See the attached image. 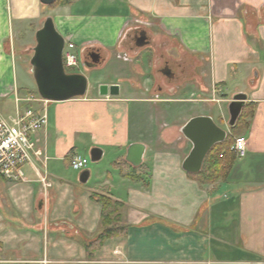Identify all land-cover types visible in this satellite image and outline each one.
<instances>
[{"label":"crops","instance_id":"crops-1","mask_svg":"<svg viewBox=\"0 0 264 264\" xmlns=\"http://www.w3.org/2000/svg\"><path fill=\"white\" fill-rule=\"evenodd\" d=\"M72 3L47 16L81 52H98L97 64L112 54L130 61L128 84L47 100L48 123L34 136L45 159L23 168L25 180L0 177V264H264V0H112L118 7L103 10ZM43 9L39 0H0V117L14 113L16 96L35 90L25 62L38 29L29 27ZM135 17L151 22L141 29L142 46L123 37ZM101 84H116L118 94L101 95ZM238 92L254 104L241 133L246 153L226 180L201 183L182 168L192 144L180 129L197 115L221 126L227 120L211 106L228 105ZM135 142L145 146L138 166L125 160ZM93 147L109 169L70 171L69 156ZM122 160L128 164H116ZM104 190L122 203L127 230L89 256L85 244L101 211L91 194Z\"/></svg>","mask_w":264,"mask_h":264},{"label":"water","instance_id":"water-1","mask_svg":"<svg viewBox=\"0 0 264 264\" xmlns=\"http://www.w3.org/2000/svg\"><path fill=\"white\" fill-rule=\"evenodd\" d=\"M43 5H50L54 0H39ZM35 44L32 47L30 57V72L34 79L38 95L49 101H63L74 97H81L86 94L88 81L87 77L80 72H68L63 65V48L65 38L56 29L51 16H46L43 24L35 31ZM147 43L144 30H137L135 33V44L142 46ZM91 61H85L83 66L93 67L99 60L100 55L96 51L89 53ZM162 73L173 77L171 68L165 66ZM101 95L118 94L116 84L99 86ZM247 101V94L238 92L229 101L227 108L229 118L227 124L233 127L241 114ZM182 135L188 139L192 146L184 160L182 168L188 173H197L201 170L205 157L216 143L226 139L227 130L219 126L211 116L197 115L191 117L180 129ZM145 146L142 143H131L125 155V160L133 166L142 162ZM89 156L91 161H98L102 156V150L93 147ZM87 171H84L81 180L87 179ZM41 206V202L39 203Z\"/></svg>","mask_w":264,"mask_h":264},{"label":"built area","instance_id":"built-area-1","mask_svg":"<svg viewBox=\"0 0 264 264\" xmlns=\"http://www.w3.org/2000/svg\"><path fill=\"white\" fill-rule=\"evenodd\" d=\"M133 29L141 30L144 26L151 25L149 20L135 17L133 19ZM126 28H131L125 25ZM90 42L83 48L90 47ZM64 68L77 67L79 56L75 51V44L65 38L63 48ZM16 96V95H15ZM23 104H20V102ZM15 111L7 117H0V177L10 182L25 180L24 166L30 165L37 169L35 162L45 159L43 151L38 147L34 139L35 133L48 123V111L45 103L38 93H27L22 97H15ZM37 103L38 106H35ZM231 150L236 157H242L246 153V138L243 135L234 137ZM88 159L79 154L72 153L69 156V165L75 170L86 168ZM39 181L46 189L51 186V182L46 174H39Z\"/></svg>","mask_w":264,"mask_h":264},{"label":"trees","instance_id":"trees-1","mask_svg":"<svg viewBox=\"0 0 264 264\" xmlns=\"http://www.w3.org/2000/svg\"><path fill=\"white\" fill-rule=\"evenodd\" d=\"M71 0H54L49 7L66 5ZM27 93L37 94L34 91ZM254 113V104L249 102L243 107L236 124L231 127L232 136L228 133L226 139L212 146L203 162L202 168L197 173L189 174L196 178L201 183H214L217 180H226L230 174L231 168L237 158L231 150L234 142V137L240 135L249 127L250 118ZM234 135V136H233ZM128 164L125 161L117 162L116 164ZM92 200L96 201L101 206L100 225L94 237L85 244L88 255L92 256V252L99 248L103 242L115 236H120L126 233L127 225L121 220L122 203L111 198L108 190L95 192L91 194Z\"/></svg>","mask_w":264,"mask_h":264},{"label":"rangeland","instance_id":"rangeland-1","mask_svg":"<svg viewBox=\"0 0 264 264\" xmlns=\"http://www.w3.org/2000/svg\"><path fill=\"white\" fill-rule=\"evenodd\" d=\"M112 0H73L72 3V9L73 8H78V6L83 5V3H90V6L92 8H96L98 6L99 9L103 10V9H108L111 8L113 6V4L111 3ZM58 7V6H56ZM49 7V5H43V11L41 12V19L40 22H38V24L36 23H32L29 27L30 32H33L34 29L38 26V28L43 24L44 19L46 18V16L48 15V13L51 12V10L55 9ZM113 7H118L113 6ZM132 28V27H131ZM128 29L126 28L124 31V40L125 42L130 46H133L134 43H132V37H131V30L132 29ZM34 34H33V40L30 39V43L31 44H35V40H34ZM20 38L16 37L14 39L16 44H19ZM132 41V42H131ZM32 45V46H33ZM75 51L77 52L78 56H79V64L77 67H73V68H65L68 72H80L83 73L86 77H87V81H88V87H87V91L86 94H91L94 92V90L96 89V85L98 83H105V82H113V81H120V83L122 84H128L127 82V77L130 74V65L131 62L127 61L123 58H119L116 57L115 54H112L110 57H108L106 59V61L101 64H97L96 66L93 67H89L86 68L81 64V59L80 57H82V60L87 59V54H86V50H84L83 52H81V46L80 44H75ZM82 53V54H81ZM30 54H32V48H30ZM29 57V56H28ZM31 57V55H30ZM29 57V59H30ZM26 66H27V71L30 73L28 80H30V82L33 84V86H35V82L34 79L31 75V72L29 71L30 69V63H28L27 61L25 62ZM150 69V70H149ZM149 72H152L151 68H149ZM34 89H36V86L34 87ZM148 94V93H147ZM163 96V94H161ZM230 95V91L226 90L225 88V96H229ZM202 104H199V106H201ZM211 110H212V114L214 117L220 118V116H222L224 118V120L228 121L229 118V114H228V108H227V103H220L219 105H217V103L213 104L211 106ZM134 120V118H133ZM226 122L221 121V127L226 129L227 132L232 136L233 132L231 131V127L228 126ZM227 133V134H228ZM232 133V134H231ZM234 136V135H233ZM185 138V137H184ZM84 156L88 159V163L86 165L85 169H92L94 171L95 167L98 166V164L102 167V168H107L108 164H107V156H105L101 161H99L100 163H98V161H91L89 153H84ZM25 168V166H24ZM68 168L70 169V171L73 172H81L82 170H75L73 168L70 167V165L68 166ZM112 168V167H111ZM109 169V167H108ZM84 170V169H83ZM93 177L91 178L90 182H93L94 179V174L92 175Z\"/></svg>","mask_w":264,"mask_h":264},{"label":"flooded vegetation","instance_id":"flooded-vegetation-1","mask_svg":"<svg viewBox=\"0 0 264 264\" xmlns=\"http://www.w3.org/2000/svg\"><path fill=\"white\" fill-rule=\"evenodd\" d=\"M132 40L135 41V35H133V34H132ZM90 52H92V50H91V51L89 50V51L87 52V61H89V62L91 61V59H90V57H89V53H90ZM81 64L84 65L83 62H81ZM84 67H85V66H84ZM86 67H87V66H86Z\"/></svg>","mask_w":264,"mask_h":264}]
</instances>
